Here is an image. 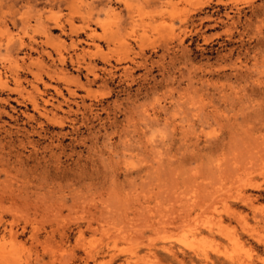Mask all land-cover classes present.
I'll use <instances>...</instances> for the list:
<instances>
[{"label":"rangeland","instance_id":"obj_1","mask_svg":"<svg viewBox=\"0 0 264 264\" xmlns=\"http://www.w3.org/2000/svg\"><path fill=\"white\" fill-rule=\"evenodd\" d=\"M77 2L73 18L98 14L119 37L110 57L125 56L129 43L137 55L127 54L113 78L100 73L75 115L63 113L75 109L65 90L68 102L54 95L63 127L44 126L30 106L10 100L16 94L0 93V264H175L152 257V247L162 246L195 264H264V191L249 208L235 201L264 171V0ZM15 4L30 28L37 11L49 12ZM64 68L73 81L74 67ZM23 87L26 97L40 95ZM31 144L38 158L29 155ZM228 207L241 217L227 219ZM85 253L95 260L86 263Z\"/></svg>","mask_w":264,"mask_h":264},{"label":"bare ground","instance_id":"obj_2","mask_svg":"<svg viewBox=\"0 0 264 264\" xmlns=\"http://www.w3.org/2000/svg\"><path fill=\"white\" fill-rule=\"evenodd\" d=\"M5 1L6 0H0V19L3 27L0 29V34H6V37H4L3 40H0V93L8 92L16 94V96L10 100L14 101L19 108L23 107L24 110L28 109V106H30L33 113H36L35 116L44 119V126L49 124L57 125L58 127L64 126L65 117L58 116V113L56 112L61 109V104L58 99H54V95L58 98L61 97L63 101L68 102L70 99L68 100L65 98L62 93V90H65L67 96L72 98V103L74 104L75 109H72V107L68 105L67 111H63V113L66 115H75L80 112L81 109L87 107L85 105V99L91 96L90 86L95 85L99 78H101L100 73L108 76V78H113L114 71L117 67L116 65L121 64L122 61L126 60L129 53L137 55V53L134 52V47L129 43L126 45L129 49L125 56L118 54L113 58L110 57L109 47L119 43V37H116L115 32L107 31L105 29L104 22L96 17L98 14L86 12V14L80 15L78 18H73L72 12L78 3V0H8L10 4ZM17 1L22 4L25 3L28 6L30 4L32 5V3L33 5L43 4L49 8V12L47 11V14H45L37 11V18H35V22L37 23L36 27L30 28L29 22L26 20L27 18L21 15L18 17L19 19L16 18L18 12L15 9V6H17L15 3ZM98 1L101 2L102 0ZM105 1L112 2L113 0ZM158 1L162 6H168L172 3V0ZM116 2H122L126 5L125 0H116ZM146 4L151 6L152 0H146ZM28 6L27 10H32L31 7ZM63 10L69 12L68 18H63ZM7 19H9V25L6 23ZM76 20L80 21L81 24L75 25ZM8 26L19 30L17 36L10 34ZM56 30L59 32V35L57 38H53L51 32ZM62 37L69 38L70 52L72 53L66 51V45L64 44ZM100 43L106 44L108 48L107 53L103 52ZM135 45L140 50H144L146 47L143 42L138 43L135 41ZM46 48H49V50ZM20 52L23 53V55L20 59H17V55L15 54ZM33 53L37 55L35 58H32L31 56ZM26 59L28 61H26ZM111 60H113V63ZM128 61L130 64L136 63L134 59H129ZM98 63H101L102 66L97 67ZM67 64H71L76 72V77L73 81L71 79L68 80L66 77L64 67ZM127 69L128 68H124V71ZM82 71H84L83 75ZM21 75L30 76L31 81L27 80L26 77L22 79ZM82 78H84L85 81H82ZM45 79L50 83L45 81ZM24 81L40 95L35 97L28 94L26 97L24 95ZM61 82L64 85H60ZM101 82L103 85L106 84V81L104 80ZM39 85L42 86L43 90H40ZM47 90H52L53 94H50V96L48 95L47 97ZM77 91L83 93L78 94ZM5 101H8V99H5ZM54 101L56 102L54 103ZM47 105L51 108H47ZM91 106V104H88V108ZM18 112L19 116L27 117L28 119L35 118L33 115L25 114L23 110H19ZM72 122H74V119L71 120L72 125L70 131L77 132L78 128L74 127V123ZM259 124L264 128V118L259 119ZM40 129L41 131H45L41 125ZM37 134L40 135V132H37ZM260 138L262 140L260 145L264 146V135ZM31 147L29 155L38 158L37 145L31 144ZM46 148H44V150H46ZM262 150L264 151V149ZM50 151L51 149L49 147V152ZM16 157L19 159V162L23 161L20 154ZM220 169L221 168L218 170ZM234 172L236 173V170H234ZM260 174L262 177L261 181H257L256 179L255 181L252 179L249 181L247 180L248 182L243 184L241 194L235 199L238 204L249 208L259 197L262 196L261 192L264 191V171ZM247 190H254L259 194L252 195L247 193ZM4 206L0 204V207L4 208ZM226 214L227 219H239L241 217V212L234 208L231 209L230 207H228ZM189 217L190 215L186 213L182 222L186 223L188 220L187 218ZM262 222L264 223V218ZM208 231L211 230L208 229ZM69 253H71V256L69 255L70 260L75 259L76 252L73 250ZM95 255L96 253H85L82 260L86 263L88 260L93 261L95 260ZM152 257L160 261H168L175 264H186V261L195 264L194 260L188 257L184 251L173 246H162L159 248L152 247ZM113 258L114 256H111V259ZM202 261L203 260L200 259L199 264H202Z\"/></svg>","mask_w":264,"mask_h":264}]
</instances>
